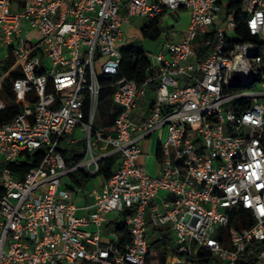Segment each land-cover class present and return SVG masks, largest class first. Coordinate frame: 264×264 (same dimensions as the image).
Instances as JSON below:
<instances>
[{
  "label": "built area",
  "instance_id": "obj_1",
  "mask_svg": "<svg viewBox=\"0 0 264 264\" xmlns=\"http://www.w3.org/2000/svg\"><path fill=\"white\" fill-rule=\"evenodd\" d=\"M236 4L258 41L238 40ZM180 9L188 28L149 56L154 73L121 75L123 24ZM8 81L20 108L0 119V264H155L164 237L163 264H264V0H0V88ZM107 86L118 110L104 108ZM106 112L111 130L96 125ZM75 128L87 150L68 167L61 142ZM157 130L152 174L140 141ZM101 145L118 167L83 190L70 173L98 172Z\"/></svg>",
  "mask_w": 264,
  "mask_h": 264
},
{
  "label": "trees",
  "instance_id": "obj_2",
  "mask_svg": "<svg viewBox=\"0 0 264 264\" xmlns=\"http://www.w3.org/2000/svg\"><path fill=\"white\" fill-rule=\"evenodd\" d=\"M239 3L240 0H237ZM236 11H237V18L240 20V24L236 29V33L238 35V40L241 41H258L257 36L252 35L246 25V21L244 16H242V7L240 4H236ZM244 13V12H243ZM142 34L145 38H149L152 40L158 39L163 33L164 28L161 25V20L155 19L152 22L145 24L141 28ZM121 64H120V72L121 75L126 76L129 79L136 80L138 83H144L147 78L152 75L154 72L150 71V59L148 51L143 48L142 46H138L135 44H129L125 47L121 48ZM201 57L203 55H200ZM110 77H106L103 80V83L108 84L110 81ZM152 88L154 86L152 85ZM2 92L4 93L5 99L11 103L10 107H3L0 109V119L1 120H10L12 119L18 112L20 105L15 101L14 94L12 92V85L11 82H6L1 88ZM113 93V87L107 86L101 94V97L105 99V101L110 100V97ZM4 102V101H3ZM114 115L109 117L107 122H103V126L106 127L108 130L112 129ZM64 137L61 142V149L63 150V155L65 158L66 165L68 167H72L79 162H81L85 155L86 150L85 146L83 145V150L80 151L75 146H64L63 144ZM43 156V150H37L32 153L27 152L24 156V159L20 160V164L18 165L15 170L19 173L24 174L26 171H29L32 167L38 164ZM159 158V150L157 153ZM114 165V160L110 159L108 162H105L104 167L101 168L100 173H104L106 178L108 179L112 175V167ZM96 176L95 173H91L84 169H77L70 173L71 179L74 183L79 187H86V185ZM113 227V225H112ZM116 227L118 230H125L126 226L123 223H119ZM170 237H164V239H153V251L152 255L149 257V262H154L155 264H163L166 251L165 247L170 242Z\"/></svg>",
  "mask_w": 264,
  "mask_h": 264
},
{
  "label": "rangeland",
  "instance_id": "obj_3",
  "mask_svg": "<svg viewBox=\"0 0 264 264\" xmlns=\"http://www.w3.org/2000/svg\"><path fill=\"white\" fill-rule=\"evenodd\" d=\"M191 12L188 9H180L179 11H169L166 13L165 17L161 21V25L164 28V33L156 40H152L149 38H145L142 34L141 28L147 24L145 19L135 18L132 23H124L123 24V32L124 37L122 40L118 41V47L122 48L129 44H135L138 46H142L148 51L149 56L152 58L155 53L161 48L163 42L166 39L175 40V33L184 31L188 26V21H190ZM156 91L153 88L148 89V97H154ZM4 93L0 89V107H5L6 105H10L9 101L5 99ZM4 101V102H3ZM101 120L97 118L96 125H101L102 121L106 120L105 113L102 115ZM160 134V130H157L151 134L150 137L145 138L141 141V144L144 145L147 154H151L154 152L156 148V137ZM165 134V133H164ZM163 134V137L165 136ZM73 140H77V143H73ZM66 146H75L80 151L83 149V145L85 146V150H87V136L86 133L80 130L79 128H75L74 131L66 135L63 140V144ZM98 187V183L95 179H92L86 187H83V190L89 191L90 189ZM115 213H111L109 217L114 216Z\"/></svg>",
  "mask_w": 264,
  "mask_h": 264
},
{
  "label": "crops",
  "instance_id": "obj_4",
  "mask_svg": "<svg viewBox=\"0 0 264 264\" xmlns=\"http://www.w3.org/2000/svg\"><path fill=\"white\" fill-rule=\"evenodd\" d=\"M188 25H189V21H188ZM187 28H188V26H187ZM187 28L184 31H182V32L175 33L176 34V35H174L175 36V40L181 39L184 36L185 31L187 30ZM123 37H124V34H123ZM10 106L11 105H7L6 107H10ZM2 108L3 107H1V109ZM104 108H105V110L110 111L112 108H115V109L118 110L120 107L112 105V99L110 97V100L104 102ZM149 109H150V102L148 101V99L146 101H142L140 103V107L138 108V110H137V112L135 114V117L139 118L141 116V114L147 115L148 112H149ZM112 115L113 114H109L108 112H106L105 113L106 120L104 122H107L109 120V117H111ZM164 133L165 132L163 130H160V134L156 137V148H155L154 152L149 154V155L147 154V151L145 150L144 145L141 144L142 140L140 141V144H141V147H142V154H141L139 160H140V162L143 165L146 166L148 171L151 172L152 174H157L159 172V169H160V163H159V159H158L157 153H158V145H159L160 141L164 138L163 137ZM74 143H77V141L74 142ZM100 149H101V151H106L107 150L109 152V154L105 158H103L101 160V168L104 167L105 162H108L110 159H113L114 160V165L112 167V172H114V170H116V168L118 167L117 154L113 151L112 147H107L105 145H101ZM101 168H100V170H101ZM100 170L95 173L96 176L93 178L98 183V187H101L107 180L105 174L102 173V172L100 173ZM76 202H77V204L79 206H83L85 204H91L93 202V198L91 196H89V195H86V196L78 195L76 197ZM80 212L83 213L85 211H84V209H81ZM111 217H113V216H111ZM112 225H113L112 222L108 223L109 227L110 226L112 227Z\"/></svg>",
  "mask_w": 264,
  "mask_h": 264
}]
</instances>
